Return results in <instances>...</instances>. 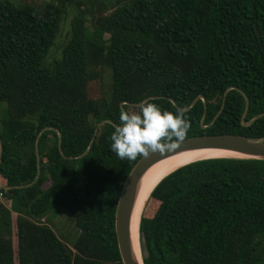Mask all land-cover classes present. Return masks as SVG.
Here are the masks:
<instances>
[{"label":"trees","instance_id":"obj_1","mask_svg":"<svg viewBox=\"0 0 264 264\" xmlns=\"http://www.w3.org/2000/svg\"><path fill=\"white\" fill-rule=\"evenodd\" d=\"M91 20L73 17L60 59L43 61L60 32L62 8L0 0V162L2 186L18 210L0 207V264H122L114 230L118 197L135 160L111 150L121 109L148 102L185 111V139L235 134L264 138V0H126L109 13L91 0ZM105 35L108 37L105 38ZM109 69L111 86L90 98L88 85ZM104 67L101 73H104ZM111 87V88H110ZM239 90L242 92L240 93ZM121 103H126L121 105ZM175 103L177 107L173 105ZM61 133V150L58 135ZM48 183L46 188L42 186ZM52 205L70 213L73 249L38 219ZM143 264H264V161L218 158L192 162L151 191L141 218Z\"/></svg>","mask_w":264,"mask_h":264},{"label":"water","instance_id":"obj_2","mask_svg":"<svg viewBox=\"0 0 264 264\" xmlns=\"http://www.w3.org/2000/svg\"><path fill=\"white\" fill-rule=\"evenodd\" d=\"M232 89H236V88L229 87L224 91L223 102H222L221 108L218 111V113L214 116L212 121L207 125L204 124V119L206 115V104H205L204 99L201 96L196 97L192 101V103L183 110L187 111L195 104V102L198 99L202 100L204 104V112L200 120V127L202 129L210 127L212 124H214V122L216 121V119L218 118L219 114L222 111V108L224 106L225 96ZM239 92L242 93L240 90ZM242 95L245 98L246 106H245L244 112L241 117V123L243 125H248V124L255 122L257 119L263 117L264 112L253 117L248 123H245L244 117L247 113L249 103L245 95L243 93ZM160 98H166L170 101V99L167 97L150 96L142 100L140 103H137V104L127 103V104L129 106L138 107L143 102H148L149 100L160 99ZM123 104H126V103H121V105ZM173 105L177 107L175 103H173ZM106 123L112 124L114 127H116V125L113 124L112 121L110 120H103L99 122L96 125V128L93 132V136L91 140L89 141L88 147L85 150V152H83L77 157H71L70 159L81 158L84 155H86L87 152L90 150V147L94 141L95 136L98 133L99 128ZM50 130H54V128L52 127L43 128L42 130L39 131V133L36 136L35 145H34L35 157H36V175L33 181L25 186H13L12 187V186H2L0 184V188H2L5 191H9L11 189L28 188L37 181L39 174H40V160H39V153H38L39 138L44 132L50 131ZM56 132L58 135V151L60 155L64 157L62 154V150H61V133L58 130H56ZM207 150L234 153V154L243 156V158L245 159H254V160L264 161V138H253V137H247V136L235 135V134L203 135V136L184 139L182 142H179L178 147L171 152H166L164 154L156 152V153H149V155L146 157L142 156L135 163L130 173L128 174L123 184V187L121 189L120 195L116 203V208H115L114 230H115L117 248H118V252H119L122 264H143L142 260H138L137 256L134 254L132 250V245H131V240H130V222H131V217H132L137 193L141 185L142 179L145 173L147 172V170L151 166H153L155 163L161 160H164L166 158L172 157L174 155L185 153V152H191V151H207ZM2 153H3V146L0 140V162L2 158ZM218 158H229V157H211V158H205V159H200V160L218 159ZM200 160H197V161H200Z\"/></svg>","mask_w":264,"mask_h":264},{"label":"clouds","instance_id":"obj_3","mask_svg":"<svg viewBox=\"0 0 264 264\" xmlns=\"http://www.w3.org/2000/svg\"><path fill=\"white\" fill-rule=\"evenodd\" d=\"M139 112L120 111V124L111 135V150L121 159L135 160L149 153L175 150L190 128L185 111H162L156 104L143 102Z\"/></svg>","mask_w":264,"mask_h":264},{"label":"rangeland","instance_id":"obj_4","mask_svg":"<svg viewBox=\"0 0 264 264\" xmlns=\"http://www.w3.org/2000/svg\"><path fill=\"white\" fill-rule=\"evenodd\" d=\"M9 2L18 4V5H29L32 6L35 11L41 12V8L46 4H54L58 7L62 8V15L60 21V32L56 37L53 46L48 52L47 57L43 61V66L47 67L52 64L56 59H60L62 47L66 41V30L69 21L75 17H81L87 26L89 32L91 29L89 27L90 20H91V11L89 6L91 4V0H7ZM126 0H98V3H94V6L97 7L99 4V8L104 13H109L116 5L125 2ZM108 36L105 35V38ZM104 67L105 72L101 73V68ZM95 73H98L100 78L91 81L88 85V94L90 98H96L102 95V90L108 91L109 85L111 86V80L109 75V69L106 71V68L103 63L98 64L94 69ZM111 88V87H110ZM4 105L0 106V117L4 116L2 109H4ZM132 108H137L133 106H129ZM131 112H136V110H130ZM49 184L45 183L42 187L46 188ZM9 207L13 211V222L16 219L17 215H24L20 213L17 214L14 210H18V207L15 206L12 201L9 200ZM38 222L47 225L57 236V238L65 244L67 247L73 249V246L79 237V230L77 229L73 218L71 217L70 213L67 212L65 209L57 206L52 205L48 213L43 216L42 218L38 219Z\"/></svg>","mask_w":264,"mask_h":264},{"label":"bare ground","instance_id":"obj_5","mask_svg":"<svg viewBox=\"0 0 264 264\" xmlns=\"http://www.w3.org/2000/svg\"><path fill=\"white\" fill-rule=\"evenodd\" d=\"M211 157L243 158L241 155L228 152L210 150L191 151L161 160L147 170L137 193L130 222V240L132 250L137 256L138 260H142L139 226L144 209L148 200L150 199V193L153 188L159 183V181H161V179L178 168L187 165L188 163Z\"/></svg>","mask_w":264,"mask_h":264},{"label":"built area","instance_id":"obj_6","mask_svg":"<svg viewBox=\"0 0 264 264\" xmlns=\"http://www.w3.org/2000/svg\"><path fill=\"white\" fill-rule=\"evenodd\" d=\"M1 206L9 208V200L6 199L4 190L2 188H0V207Z\"/></svg>","mask_w":264,"mask_h":264}]
</instances>
